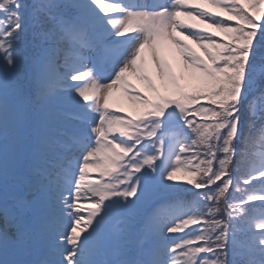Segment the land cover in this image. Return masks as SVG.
I'll return each instance as SVG.
<instances>
[{
  "label": "snow or ice",
  "instance_id": "snow-or-ice-1",
  "mask_svg": "<svg viewBox=\"0 0 264 264\" xmlns=\"http://www.w3.org/2000/svg\"><path fill=\"white\" fill-rule=\"evenodd\" d=\"M0 264H264V0H0Z\"/></svg>",
  "mask_w": 264,
  "mask_h": 264
},
{
  "label": "rangeland",
  "instance_id": "rangeland-1",
  "mask_svg": "<svg viewBox=\"0 0 264 264\" xmlns=\"http://www.w3.org/2000/svg\"><path fill=\"white\" fill-rule=\"evenodd\" d=\"M210 11H215L214 9H209ZM199 27H203V25H199ZM207 30V29H206ZM192 46H196L195 44H192ZM166 58L169 60L170 63L175 64V53L174 51L168 50L166 52ZM192 81V80H190ZM130 83L135 86L136 89H139L140 92H142L145 95L150 96L145 87L135 78H130ZM111 108L112 110L116 109H123L127 113L128 116L134 117L137 115L136 109L133 107L132 103L127 100L126 98L122 97V94L117 93L116 97H114V101L111 103ZM96 175H98V171H94L90 173V178H94ZM186 177V175L183 172L177 173L176 180L177 181H182V179ZM93 182H95L93 180ZM84 207H87V205H83Z\"/></svg>",
  "mask_w": 264,
  "mask_h": 264
},
{
  "label": "trees",
  "instance_id": "trees-1",
  "mask_svg": "<svg viewBox=\"0 0 264 264\" xmlns=\"http://www.w3.org/2000/svg\"><path fill=\"white\" fill-rule=\"evenodd\" d=\"M217 35V38H221L222 37V35L223 34H221V33H217L216 34ZM203 53V52H202ZM202 56H204V53L202 54ZM206 58V57H205ZM207 59V58H206ZM181 83L182 84H186V85H188L186 88H185V91H187V92H189V93H191V92H193L194 91V81H190V79L189 80H185V81H181ZM202 103H204V101H202ZM188 177L186 176V177H184L183 179H182V181H184V180H186Z\"/></svg>",
  "mask_w": 264,
  "mask_h": 264
}]
</instances>
